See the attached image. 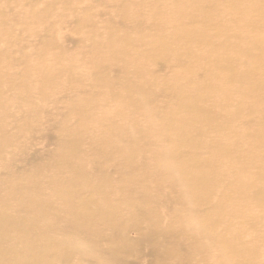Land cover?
I'll use <instances>...</instances> for the list:
<instances>
[{
    "label": "bare ground",
    "instance_id": "6f19581e",
    "mask_svg": "<svg viewBox=\"0 0 264 264\" xmlns=\"http://www.w3.org/2000/svg\"><path fill=\"white\" fill-rule=\"evenodd\" d=\"M30 1L0 0V79L9 87L18 86L27 94V98L22 101L28 107L27 111L24 110L27 116L29 110L33 114L37 109L42 110L40 103L46 105L47 112H55L51 119L52 126H49L57 128L58 133L66 138L63 144L68 152L71 148H75L77 152L73 163L68 165L71 175L64 180L49 181L54 193L59 190L63 197L61 204L57 206L52 195L45 197L38 193L41 201L46 198L45 206H49L51 210L55 208L57 213V220L51 231L77 236L69 249L83 256L87 264H124V253L116 241L112 242L109 250H98L109 241L105 235L96 234V230L107 233L115 240L119 231L128 225H136L142 231L151 232L150 240L153 243L167 246L164 261L167 257L179 264H248L238 258L240 252L236 251L244 250L252 252L257 264H264V223L256 229V214L255 217H246L253 209L260 212L258 206L253 203V209L246 207V204L238 209H228L222 204V200L231 195L245 201L248 190L255 188V184H264V74L261 67L250 59L248 46L233 48L236 53L245 56L243 70H240L241 64L234 62L228 54L231 46L227 38L242 40L240 32L225 28L215 14V8L203 5V0H187L183 5L185 9L178 10L175 14L189 23L180 24L176 29L173 26L172 30L165 28L169 9L163 7L159 0H67L68 5L62 9L65 14L54 13V0H41L40 11ZM217 1L221 5L226 4L222 0ZM238 1L228 0L227 3L237 2L241 5ZM12 3L21 8H14ZM89 5L101 9L97 8L95 13H91ZM79 7L83 9L80 13L77 11ZM144 13L152 21L153 37L145 34V21L141 18ZM102 17L103 20L100 21ZM74 18L78 19L75 32L86 33L95 49L107 51L103 60L118 72V78L114 73L109 75L106 65L93 63L88 59L82 52L88 45L82 39L81 47L74 55L92 72L86 80L90 79L95 83L99 80L107 84L108 93L113 97V88L121 84L128 98V105L138 109H145L147 103L132 98L133 95L165 97L175 101L169 119L172 124L177 125L169 126L170 132L176 136L175 145L167 148L166 154L154 152L153 162L147 161L143 155L140 161L144 163H138L135 159L138 149L133 146L135 140L131 139L132 134L125 135V129L117 125L116 121L105 118V95H84L73 104V112L84 114L85 125L79 122H75V126L70 125V121L66 124L57 123V103L53 104L51 100L64 103L66 109H69L67 115L72 114L67 103L60 98L67 96L64 87H60V81L66 79L77 88L90 87L86 81L76 77L74 71L78 65L67 59V53L61 48V35L52 37L68 20ZM10 24L16 30L8 27ZM100 24L105 27V33H99ZM114 25L119 26L117 31ZM84 27H93L94 30L90 33L83 32ZM246 28L255 32L250 25H246ZM39 33H50V40L42 45L31 46L29 42L35 41L41 35ZM220 37L224 39L218 41ZM27 48H31V51H26ZM40 48L53 56V62L58 65L56 69L51 70L44 64L36 68L32 66V61H43V56L34 57L38 53L33 50ZM257 49L262 51L260 45ZM218 51L223 54L218 55ZM202 52H206L209 60ZM153 53L157 56H153ZM14 54L22 57L21 69L18 68V60L14 58ZM136 59H152L154 62L149 69H143L135 62ZM7 60L13 61V72L5 65ZM204 62L208 63V70L215 69L224 74L228 82L238 88L226 90L221 95L218 85L211 82L209 75L197 86L194 77L200 78L202 74L198 67ZM158 65L166 67L168 72L158 74L152 85L145 73L150 75L156 72ZM213 77L219 81L214 74ZM48 84H51L50 88ZM74 91L82 93L80 90ZM212 92L217 95L210 97ZM253 92L258 97H253ZM178 112L188 114L183 119H177L180 116ZM145 114L166 126L165 109L158 108L155 113L147 110ZM103 124L107 131L105 139L85 138L79 130L84 127L97 131L95 126L99 128ZM26 125L29 131L34 130L32 123ZM130 129L133 133L137 130L136 126ZM242 132L244 145H240ZM188 143V147L194 150L191 155L188 154V149L186 152L182 150ZM232 143L236 144L233 146ZM243 146L245 155L241 153ZM100 147L106 150L95 153ZM29 149L31 147L26 144L24 154ZM45 159L52 160L49 166L55 171L64 167L61 160L53 155ZM123 159L129 164L120 170L109 169V173L98 170L102 166L117 167ZM58 174L62 172L59 171ZM92 174L98 176L95 185L105 196L111 192L118 195L119 188L126 198L119 196L120 200L112 208L109 198L105 204L95 203L91 211L94 216L83 221L71 213L73 205L65 198L76 197L77 192L81 191V182L90 179ZM118 182L121 183L119 187L115 185ZM108 186L112 187L109 192L106 191ZM88 196H93L88 190L82 193L79 207L87 209L93 205L94 201ZM128 196L133 198L128 199ZM253 198L264 203V189H256ZM161 209L171 212L166 220L167 226L174 228L178 224L184 225L183 229H173L171 237L175 241L188 238L195 245L193 250L183 252L181 248H175L156 229L161 222L165 224L159 212ZM223 214H229L234 220L233 223H228L232 228L229 233L225 223H222L226 237L217 236L207 228L209 223ZM134 219L137 221L131 222ZM261 219L264 221V215ZM245 226H250V230L246 231ZM242 237L243 245L239 246L238 241ZM77 245L83 246L82 252L76 250ZM182 253L184 255L179 259Z\"/></svg>",
    "mask_w": 264,
    "mask_h": 264
},
{
    "label": "rangeland",
    "instance_id": "374dc122",
    "mask_svg": "<svg viewBox=\"0 0 264 264\" xmlns=\"http://www.w3.org/2000/svg\"><path fill=\"white\" fill-rule=\"evenodd\" d=\"M159 1L163 7L166 6V9H169V12L166 14V29L172 30L173 26L176 29L180 24L189 23V21H184V19L178 18L177 14H175L178 10L185 9L183 5L187 3V0ZM227 1L228 0H222L223 3H226L224 5H221L217 0H203L202 3L207 7L215 8V14L221 19V24L225 28L240 32L242 40L235 37L227 38V42L231 46L228 54L234 62L241 64L240 70H243L242 65L245 56L236 53L233 48H236V46L246 48L248 46L251 55L250 59L254 60L261 67L262 74H264V0H239L238 2H240L241 5L237 4V2L227 3ZM21 2H23V0H21ZM30 3L32 6L36 7V10L40 11L42 9L41 0H31ZM12 4L13 7L15 6L14 8H21V6L17 4ZM53 5L56 7L54 13L61 12L65 14L62 9L66 7L68 3L67 0H54ZM89 6V11L91 13H95L97 8H100L98 6ZM106 8H109V6H106ZM82 10V7L77 9L78 13ZM141 18L145 21V34L148 33L149 36L153 37V26L149 15L144 13ZM77 20L78 19L75 18L73 20H68L63 28L59 31L57 30V34L52 35V37H58L61 35V48L67 53V59L78 65L74 71L76 77L82 81H86L90 87L77 88L74 83H71L66 79L60 81V87H64V91L67 95L66 97L60 98L67 103L72 114L67 115L69 109H66L64 103H58L56 100H51V103H57L56 112L58 114L55 116L57 123L66 124L70 121V125L75 126V122L85 125L84 114L73 112V104L84 95L87 97L105 95L107 98L105 118L108 117L111 120L116 121L117 125L125 129V135L132 134L131 139L135 140L133 146L138 149V153L135 156L138 163H144L140 161V157L143 155L146 156L147 161L153 162L154 152L161 151V153L166 154V149L175 145L176 136L169 130V126L171 125L177 127L176 124H172L169 120L175 107V101H170L165 97L154 98L152 96L143 95L140 97V95H133L132 98L147 103L145 109H138L137 107H130L128 105V98L126 97L121 84L113 88V97L108 93L107 84L99 80L96 83L90 79L86 80V77L89 74H92V72L87 68L84 62L77 60V56L74 55L80 49L82 39L88 45V47L85 46V48L82 49L83 54L88 59L93 63L106 65L109 75H113L114 73L118 78V72H115L116 68L109 66L103 60L105 52L107 51H104L103 49H95L89 37L86 36V33L79 34L75 32L78 25ZM102 20L103 17L100 21ZM15 24L16 23H14V25ZM246 25H250V27L254 28L255 32L246 28ZM8 27L11 29H15V27L18 28L17 25L14 27L12 24L8 25ZM118 28V25H114L115 31H117ZM35 30L42 32L40 29ZM93 30V27H84L83 32L90 33ZM98 31L99 33L106 32L103 24L99 25ZM48 34L50 33H39L38 35L40 36L36 37L35 41H30L29 44L34 47L37 44L42 45L47 43V41L50 40ZM223 39L224 37H220L218 41ZM100 41L102 42V39ZM21 43L27 46V43L22 40ZM258 45H260L262 51L257 49ZM26 51H31V48H27ZM33 51L38 53L34 57L43 56L42 62L39 60L32 61V66L35 68L41 64H44L51 70L58 67V65L53 62V56L45 53L44 48L35 49ZM202 54L207 60H209L206 52H202ZM217 54L222 55L223 53L218 51ZM153 56H157V54L153 53ZM14 58L18 60V68L21 69L22 65H20V59L22 57L14 54ZM135 62L143 69H149L154 61L152 59H136ZM5 65H7L10 71L13 72V69L15 68L13 61L7 60ZM207 66L208 63L204 62L198 67V71L202 75L200 78L194 77L197 86L202 83L206 75H209L211 82L215 86L218 85V91H220L221 95L226 93V90L238 88L232 83H229L224 74L215 69L208 70ZM167 72L168 69L166 67L158 65L156 72H152L150 75L145 73V75L146 79L154 85L158 74H167ZM213 74L219 78L218 82L214 79ZM31 83H33V81H31ZM48 86V88H50L51 84H48ZM57 89H55V91ZM74 90H80L82 93H76ZM216 95V92H212L210 97ZM251 95L253 97L257 96L255 92ZM26 98L27 94L22 91L21 88L18 86L9 87L4 80L0 79V264H87L84 262L83 256L75 253L73 249H69L77 239V236H67L51 231V228L57 220V213L54 211L55 208L51 210L49 206H45L46 198L41 201L40 197H38V193H42L45 197L52 195L54 203L57 204V206L61 204L63 197L60 195L59 190L54 193L53 188L49 186V181L55 179L64 180L71 175L68 165L73 163V159L75 158L74 154L77 152L75 151V148H71L68 152L67 147L63 144L66 138L58 133L57 128H51L49 126V124L52 126L51 119L55 112H47L45 104L40 103V106L43 109L35 110L34 114L30 110L28 111L29 116L24 113V110L27 111L28 107L22 101ZM158 108L166 110V126L158 120H152V118L145 114L147 110L155 113ZM215 110L217 114H219V111L217 109ZM182 113L183 114L179 113L180 116L177 119H183L188 114L187 112ZM26 123L28 125L32 123L34 130L29 131ZM132 126H136L137 128L134 133L130 129ZM200 126L205 127L203 124H200ZM95 128L97 131H92L84 127L79 130L85 138L105 139L107 137V131L104 130V124L99 128L95 126ZM243 134L244 132L240 134V145H244L245 142ZM58 135L61 137H58ZM26 144L29 145L31 149L27 150V153L24 154L23 149ZM116 144L121 146L120 142H117ZM235 144L236 143H232L233 146ZM188 146L189 143L182 147V150L183 152H186L188 149V154L191 155L194 153V150L190 149ZM81 148L83 150V145ZM102 150L106 149L100 147L95 153H100ZM241 150V153L245 155L244 146ZM184 154L186 155V153ZM49 155H53L61 160L60 163L64 165V167L59 171L62 172V174H58L59 171H55L49 166L52 160L45 159ZM128 164L129 163L123 159L117 167L102 166L98 167V170H104L109 173V169L113 171L120 170L123 166H127ZM238 175L240 174H237V176ZM97 177L96 174H92L90 179L81 182V191L77 192L76 197L65 198L66 201L73 205V207L70 208L71 213L80 217L83 221L89 220L90 217L94 216L91 211L94 208L95 203H97V205L105 204L106 199L109 198L111 202L110 207L112 208L120 200L119 196L122 195L118 188V195L111 192L108 196H105L104 192L95 185ZM120 184V182L115 183L118 187ZM258 188L264 189V184H255V188L248 190L245 194V201L238 199L237 196L234 195L222 200L223 206L228 209L232 207H237L238 209L241 208L243 204H246V207H252L251 204L253 203L256 204L260 212L254 211L252 207V213L246 216L255 217L256 214L258 217L255 220L257 222L255 226L256 229H259L260 224L264 223L261 219L262 215H264V203L253 198V192ZM111 189L112 187L108 186L106 191L109 192ZM86 190L93 195L88 197H90L94 203L91 207L83 209L79 207L80 204L78 202H80L82 193ZM122 196L123 199L126 198L124 195ZM127 198L132 199L133 197L128 196ZM159 212L165 224L163 225L161 222L156 226V229L161 232L162 235L167 237V242L169 243L170 241L172 246L175 248L176 246L181 248L183 252L188 251L189 249L193 250L195 245L191 243L188 238H180L179 241H175L171 237L173 229H183L184 225L178 224L174 228L167 226L166 220L168 219V216L171 215V212L162 209L159 210ZM105 214L106 213H102V215ZM142 220L143 223H145L144 219ZM135 221H137V219H134L131 222ZM229 222H234L232 217L229 214H223L216 221L209 223L207 228L217 236L220 235L226 237V231L222 230V227H224V224L222 225V223H225L227 233H229L232 231V228L228 226ZM250 228V226H245L244 229L248 231ZM97 233L105 235L109 241L108 244L98 250H109L112 247V242L116 241L119 243L120 249L124 253V264H179L174 261L173 258L168 259L166 257V261H164L167 246H162L160 244V246H158L153 243L150 240L151 232L142 231L136 225H128L122 228L115 240L103 231L99 232L96 230V234ZM92 239L95 240V237H92ZM243 241L244 238L242 237L241 241H238V245L242 246ZM81 249H83L82 245L76 246L78 252H82L83 250ZM160 251H162V253H160ZM236 251L240 252V255L238 256L240 260H245L248 264H257V260L253 258L252 252L244 250ZM95 254H97V252H95ZM183 255L184 253L178 258L180 259Z\"/></svg>",
    "mask_w": 264,
    "mask_h": 264
}]
</instances>
